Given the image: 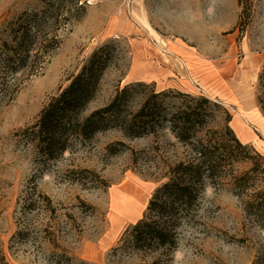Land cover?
<instances>
[{
	"label": "rangeland",
	"instance_id": "rangeland-1",
	"mask_svg": "<svg viewBox=\"0 0 264 264\" xmlns=\"http://www.w3.org/2000/svg\"><path fill=\"white\" fill-rule=\"evenodd\" d=\"M47 0H0V30ZM59 30V46L10 80L0 68V255L8 264H133L119 249L141 220L170 165L186 148L168 129L129 138L118 129L75 140L55 160L21 132L65 88L99 46L113 41L117 59L87 113L128 83L204 96L230 115L236 136L264 155V0H81ZM170 95L168 99H174ZM222 118H220L222 120ZM124 142L126 147L118 145ZM117 144L111 153L109 145ZM249 168L239 162L235 173ZM148 259L164 264H264V227L249 216L231 179L207 185L178 244Z\"/></svg>",
	"mask_w": 264,
	"mask_h": 264
},
{
	"label": "trees",
	"instance_id": "trees-1",
	"mask_svg": "<svg viewBox=\"0 0 264 264\" xmlns=\"http://www.w3.org/2000/svg\"><path fill=\"white\" fill-rule=\"evenodd\" d=\"M80 2L47 0L41 11H24L3 25L0 68L10 80L1 88L2 96L15 86L19 74L59 46V30L79 19L76 12L84 8ZM114 48L111 41L95 49L69 84L44 105L37 120L22 130V137L47 160L60 157L75 140H90L113 128L129 138L168 129L183 144L185 156L170 165L168 180L153 192L145 216L126 230L117 247L141 255L133 264H164L162 257L148 259L149 255L161 249L163 256L169 255L184 221L197 214L207 185L225 179L233 182L245 212L264 227V155L236 136L230 115L222 118L227 112L218 102L180 91H156L153 83L137 81L119 86L107 103L87 113L117 59ZM170 95L174 99H168ZM117 144L126 147L124 142ZM117 144L109 145L111 153L119 150ZM242 161L249 168L235 173ZM0 264H8L3 255Z\"/></svg>",
	"mask_w": 264,
	"mask_h": 264
}]
</instances>
